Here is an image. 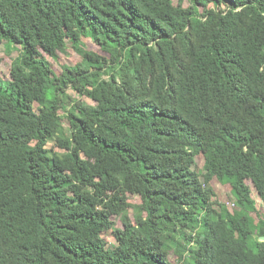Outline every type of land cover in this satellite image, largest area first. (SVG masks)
<instances>
[{"label": "trees", "instance_id": "trees-1", "mask_svg": "<svg viewBox=\"0 0 264 264\" xmlns=\"http://www.w3.org/2000/svg\"><path fill=\"white\" fill-rule=\"evenodd\" d=\"M3 44L0 264H264V0H0Z\"/></svg>", "mask_w": 264, "mask_h": 264}, {"label": "rangeland", "instance_id": "rangeland-1", "mask_svg": "<svg viewBox=\"0 0 264 264\" xmlns=\"http://www.w3.org/2000/svg\"><path fill=\"white\" fill-rule=\"evenodd\" d=\"M172 2L175 4L176 0H172ZM185 6L188 5L187 1L183 3ZM86 45L90 49L96 50L97 47L90 44L89 41H86ZM99 50V49H98ZM20 54V48L18 46L13 45H7L3 44L0 46V86H6L7 82L9 80V71L12 66V62L19 56ZM48 61V68L50 72L54 75H58L60 73V64H75L78 61L77 54L71 50L68 49L65 53L59 54V63L47 59ZM69 96L73 100H84L87 102V99L78 97L75 93H73L71 90L68 91ZM65 126V125H64ZM52 142H49L47 147L51 148ZM55 151H58V149L54 148ZM196 172L200 175L203 173V159L201 156H198L195 158V166H194ZM210 186L213 189L214 196L212 198V202H214L217 205V208L222 213L223 217H225L227 220H230L233 211L235 210V207L233 206V197H232V191L229 186H222L217 181L211 180ZM251 190H253L251 188ZM252 198L255 200V210L251 211V216L255 217L257 216L256 213H258L260 216L264 217V208L262 205V202L258 199L254 191L251 194ZM129 203L131 205L136 206L139 203V198L130 196L129 197ZM138 211L137 208L134 207L129 210V212L126 215H120L118 217L112 218L113 227L110 231L105 233L103 235V238L109 247H114L116 242L115 238L113 236L114 231L117 228H121L124 226H137L138 224ZM168 254V260L172 264H179L176 262V259L172 253L171 249L166 250Z\"/></svg>", "mask_w": 264, "mask_h": 264}, {"label": "water", "instance_id": "water-1", "mask_svg": "<svg viewBox=\"0 0 264 264\" xmlns=\"http://www.w3.org/2000/svg\"><path fill=\"white\" fill-rule=\"evenodd\" d=\"M260 241H264V238H260Z\"/></svg>", "mask_w": 264, "mask_h": 264}]
</instances>
